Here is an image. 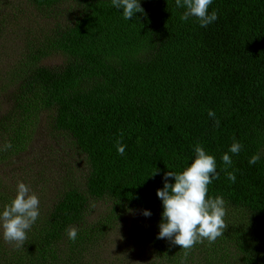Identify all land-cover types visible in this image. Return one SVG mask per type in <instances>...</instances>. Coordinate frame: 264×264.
<instances>
[{"label":"trees","instance_id":"16d2710c","mask_svg":"<svg viewBox=\"0 0 264 264\" xmlns=\"http://www.w3.org/2000/svg\"><path fill=\"white\" fill-rule=\"evenodd\" d=\"M25 2L26 8L2 15L0 39L22 32L19 14L45 21L61 14L64 22L40 38L32 37L40 28L29 36L35 52L19 73L13 113H50L53 131L73 139L89 171L82 185L65 189L38 218L33 252L0 234V264H55L64 242L83 252L96 235L87 224L94 201L161 217L163 175L190 166L197 144L217 162L219 179L208 195L246 211L264 250V0H214L209 12L219 18L207 28L194 17L181 21L185 9L175 0H141L144 12L129 21L111 0ZM65 8L71 12L63 14ZM55 56L62 64L47 65ZM234 137L243 149L227 169L238 170L232 183L221 157ZM121 138L124 156L116 147ZM257 153L260 161L250 166ZM5 186L0 178V210L13 199ZM71 228L78 230L75 242L67 236ZM259 259L247 254L240 262Z\"/></svg>","mask_w":264,"mask_h":264},{"label":"rangeland","instance_id":"374dc122","mask_svg":"<svg viewBox=\"0 0 264 264\" xmlns=\"http://www.w3.org/2000/svg\"><path fill=\"white\" fill-rule=\"evenodd\" d=\"M26 6L25 0H0V19ZM69 12L70 9L65 8L63 14ZM33 15L27 18V13L19 14L18 20L24 27L22 32L0 39V149L7 142L13 145L6 151L0 150V178L10 189L12 198L19 182L29 186L40 199L39 217H42L65 189L82 185L89 166L73 139L53 131L50 113L34 110L21 116L13 113L15 97L21 87L19 73L31 64V54L35 52L30 49L29 36L40 28L32 36L40 38L64 22L61 14L57 20L49 21ZM30 26L32 31H29ZM15 31L17 29L11 34ZM46 63L56 67L62 64V58L55 56ZM16 146L19 149H15ZM142 213L113 207L110 202H92L87 224L96 228V235L91 243L84 245L81 253H77L74 243L62 241L65 245L60 243L57 250L61 255L57 254L55 264H243L240 259L247 254L260 257L258 263L264 264V250L251 233L248 225L251 217L246 211L226 205L224 234L214 242L205 239L188 250L168 239H158L161 217L146 218ZM40 229L41 224L36 222L27 233L25 243L29 244V252L36 249L34 238Z\"/></svg>","mask_w":264,"mask_h":264},{"label":"clouds","instance_id":"9594fccd","mask_svg":"<svg viewBox=\"0 0 264 264\" xmlns=\"http://www.w3.org/2000/svg\"><path fill=\"white\" fill-rule=\"evenodd\" d=\"M111 3L115 9L123 10L122 16L127 21L132 19L136 13L144 12L141 0H111ZM213 3L214 0H175L177 8L185 9L180 16L181 21L187 22L194 17L202 28H207L219 18L217 11L209 12V7ZM208 115L215 118L216 114L209 110ZM219 124L220 121L216 120L217 127ZM12 147L13 145L7 142L0 150L6 151ZM116 147L120 156L126 154L127 145L122 142V138L117 140ZM242 149V143L234 137L228 152L221 157L227 179L232 183L237 180L236 171L238 170L228 172L227 169L233 166L232 155L238 156ZM194 155L193 162L182 172H165L164 186L157 190V197L162 201L163 206L157 238L168 239L172 244L184 250L191 249L205 239L209 243L214 242L224 234L227 227L224 219L226 201L223 196L208 195V186L214 180L219 179L216 158L200 144L195 145ZM260 159V153L253 155L249 160V165H256ZM170 178H174L175 182H169ZM142 214L146 218L152 216V212L147 209ZM39 216V197L32 192L29 186L19 182L15 197L0 211V229H2L3 240L16 247H22L27 240L28 231L37 222ZM67 236L75 242L78 238V230L69 229Z\"/></svg>","mask_w":264,"mask_h":264}]
</instances>
